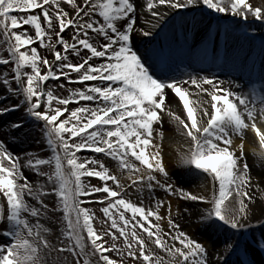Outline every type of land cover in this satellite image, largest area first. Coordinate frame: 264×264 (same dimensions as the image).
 <instances>
[{"label": "snow or ice", "instance_id": "snow-or-ice-1", "mask_svg": "<svg viewBox=\"0 0 264 264\" xmlns=\"http://www.w3.org/2000/svg\"><path fill=\"white\" fill-rule=\"evenodd\" d=\"M213 21L222 63L241 73L226 81L176 63L177 25L188 56V33ZM199 51L215 58L210 32ZM65 82L77 86L62 96ZM16 112L11 144L0 139V264H264V200L250 194L252 168L264 170V4L0 0V117ZM165 117L182 140L174 164ZM29 140L50 151H13ZM177 169L210 195L183 187ZM185 216L215 238H194Z\"/></svg>", "mask_w": 264, "mask_h": 264}, {"label": "bare ground", "instance_id": "bare-ground-1", "mask_svg": "<svg viewBox=\"0 0 264 264\" xmlns=\"http://www.w3.org/2000/svg\"><path fill=\"white\" fill-rule=\"evenodd\" d=\"M257 5L258 0H252ZM261 2L264 4V0H261ZM146 3V0H145ZM191 15V14H190ZM197 18L199 19V14L197 13ZM215 22V21H213ZM232 22H227L226 25H230L232 27H235V24H231ZM256 29L255 30H248L249 33H252L255 31L257 34L260 32L259 22L256 23ZM245 27V25L243 26ZM201 28H204V31H201ZM207 27L201 25L198 26L195 31H190L188 33V42L189 44H195V49L191 52L190 55L185 56L184 50L182 49V45L184 42V30L177 25L175 29L176 37H175V50L177 53V61L176 63L179 65V67H185L182 71H193V70H199L203 69L201 72L202 75H208L211 73H215L219 79L221 80H227L230 76L231 77H238L241 75L240 72L236 71L233 67L230 66V63L227 65H224L223 59H224V53H225V45L224 41H221L220 39H216V31L212 33V36L214 37V47H215V58L209 59V57H205L201 51H199L201 44L203 43L206 34L210 32V30L206 31ZM199 33V34H198ZM240 29L237 30L234 35H239ZM229 44L231 45L232 42L230 41ZM220 63L222 64L221 67H217L216 64ZM189 64L191 67H189ZM245 79H247V76H245ZM197 100V97L195 95L190 97V103H194ZM167 103V101H166ZM172 109L177 113L181 114L182 105L173 102L171 104ZM166 123L164 125L166 133H165V139L163 141V147H164V154L166 161H171L174 164L175 160V153L176 151L181 147L182 140L176 134L174 126L170 123H167L168 118L165 117ZM254 147H258V145L250 144L247 146L248 148V157H249V164L250 166L254 165L256 162V158L252 155L251 149ZM178 173H181L179 179L182 182V186L185 187L188 190L195 192H203L204 194L210 195V192L206 187H201L202 185H206L207 181H205L202 177L194 175V174H183V169H177ZM252 176H253V188L250 190V194L254 196L257 200H264V191H256L257 187V180L259 177L264 176V170L259 169L257 167L252 168ZM194 178V179H193ZM190 179H192L193 183L190 182ZM259 187L261 189H264V184H260ZM161 195H163L161 193ZM173 199V212H175L176 208V201ZM184 203V206H187L190 208H199L203 209L206 206L200 205L198 202H182ZM164 210L162 209V212ZM198 218L196 216H192L189 218L188 216H185L181 219V227L185 231H192L194 232V228L191 227L192 224L197 222ZM191 221V222H190ZM195 225H198L196 223ZM213 237L214 235L211 233L206 234V241L209 239V237ZM6 242V241H1Z\"/></svg>", "mask_w": 264, "mask_h": 264}, {"label": "rangeland", "instance_id": "rangeland-1", "mask_svg": "<svg viewBox=\"0 0 264 264\" xmlns=\"http://www.w3.org/2000/svg\"><path fill=\"white\" fill-rule=\"evenodd\" d=\"M250 2H254V1L250 0ZM256 3H257V6L263 4L261 2V0H258ZM69 35H70V33H69ZM35 46H38V45H35ZM39 50L41 51L42 54H46L42 48H40ZM50 58H51V56L48 55V59L49 60H50ZM50 86L54 87V85H52L51 83H50ZM76 86L77 85H68L67 82H65V88H64V90H60V95L66 96L68 94L66 89L67 88L76 87ZM13 103H15V101H13ZM69 107L70 108L71 107H75V105H69ZM20 115H21V113L16 112V113L9 114L7 116L0 117V139H6L11 144L12 137L7 134L8 133V125L11 122L16 121L19 118ZM7 118H9L11 120V122H8L6 124ZM25 150L33 151V152H39L41 155H44L46 152L50 151V150L44 149L42 144H38V143H36V142H34L32 140H29L27 143H23V144L17 143V146L13 148V151L16 154H19L21 156H23ZM113 167H114V162H113ZM26 175H28L31 178L32 173L30 171L26 170ZM190 182L193 183L192 179H190ZM93 183H99V181L93 179ZM132 198L135 200V195H133ZM200 205L206 206L203 203H200ZM89 206L95 208L97 210V215L102 217V214L99 212V208L101 207L99 204H92V205H89ZM196 223L197 222H195L194 224L191 225V227L194 228L195 231L194 232L188 231V232L194 238H199L201 241H206L205 240L206 239V234L209 233L210 231L209 232H205V230L199 224L195 225ZM256 223H257V221L254 219L253 220V224L255 225ZM97 226L99 227V225H97ZM104 227L106 228L107 225H104ZM247 233H249L257 241H259L260 238H261V229L260 228H257V227L250 228ZM212 238L214 239L215 237L213 236Z\"/></svg>", "mask_w": 264, "mask_h": 264}]
</instances>
